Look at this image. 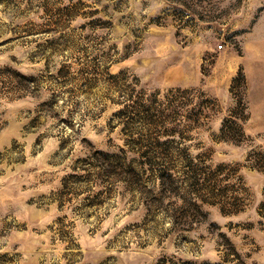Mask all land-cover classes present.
I'll list each match as a JSON object with an SVG mask.
<instances>
[{
	"label": "rangeland",
	"instance_id": "rangeland-1",
	"mask_svg": "<svg viewBox=\"0 0 264 264\" xmlns=\"http://www.w3.org/2000/svg\"><path fill=\"white\" fill-rule=\"evenodd\" d=\"M0 264H264V0H0Z\"/></svg>",
	"mask_w": 264,
	"mask_h": 264
},
{
	"label": "trees",
	"instance_id": "trees-1",
	"mask_svg": "<svg viewBox=\"0 0 264 264\" xmlns=\"http://www.w3.org/2000/svg\"><path fill=\"white\" fill-rule=\"evenodd\" d=\"M120 165H122V164H120ZM128 169H129L130 172L132 171L134 174L138 175V173L136 172V170L133 167L129 166ZM165 178L172 179L173 178V174L170 173V172H165V173L162 174V179L164 180L163 182H165Z\"/></svg>",
	"mask_w": 264,
	"mask_h": 264
},
{
	"label": "built area",
	"instance_id": "built-area-1",
	"mask_svg": "<svg viewBox=\"0 0 264 264\" xmlns=\"http://www.w3.org/2000/svg\"><path fill=\"white\" fill-rule=\"evenodd\" d=\"M222 46V45H221Z\"/></svg>",
	"mask_w": 264,
	"mask_h": 264
}]
</instances>
